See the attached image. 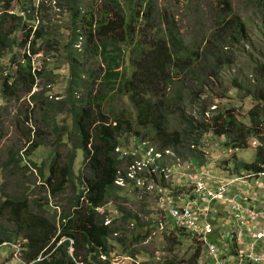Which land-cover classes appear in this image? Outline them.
Here are the masks:
<instances>
[{
    "label": "rangeland",
    "instance_id": "obj_1",
    "mask_svg": "<svg viewBox=\"0 0 264 264\" xmlns=\"http://www.w3.org/2000/svg\"><path fill=\"white\" fill-rule=\"evenodd\" d=\"M148 1L154 9L152 25H147L146 22L149 3H145V0H132V6L128 0H118L124 12L134 9L136 16L138 15L131 33L123 31L124 37L131 35L130 45L117 38L120 30L104 36L99 34L98 28L95 29L94 22L102 14H113V7L106 0H79L82 15L94 13L92 27L83 22H75L68 0L33 2V6L39 8L36 15H39L40 24L37 25H43L53 40L38 43L39 54L33 58L34 72L37 70L38 77L31 93H28L27 79L19 73V89L14 90L15 95L4 96V77L17 71L18 67L16 61H9L8 65L0 68L1 201L27 197L32 212L30 216L35 219L39 214L48 221L55 218L57 222L62 211L67 213L73 210L72 199L75 200L81 189L77 177L82 170L83 152L73 148L75 138L70 113L71 97H76L83 103L90 98L94 111L105 115L110 126H114L117 119L130 123L133 132H127L121 137L123 151L120 149V153L135 155L132 163L139 157H143L142 161H145V147L137 142L138 135L134 131L143 134L146 129L137 127L135 105L128 94L118 92L115 85L117 80L113 75L121 73V82L126 78L130 79L137 71L136 65L140 59L139 54H135L136 45L146 43L145 53L141 55V60L144 59L141 70H144L148 65L146 56L150 41L159 35L170 41V31L182 41L185 55L190 51L199 53L198 58L190 60V65L177 67L171 81L160 91L162 97L167 99L166 103H169L166 128L170 132L186 129L182 113L213 124L214 117L230 111L239 122L249 126L252 123L250 111L264 109V101L256 98L264 97V0H230L229 8L222 0ZM18 9L21 12L20 7L15 4L10 13L14 14ZM236 22L245 24L246 40L238 35ZM75 24L81 28L77 35L73 34ZM26 49L29 53L30 47ZM24 50L19 49V55H25ZM71 53L78 60L71 62ZM72 63L81 69L80 86L71 82ZM70 90H73V94ZM79 105L76 103L75 106ZM185 134L189 135L187 141L178 148V152L170 149L173 156L166 160V165L172 170L169 182L156 177L154 181L158 187L155 192L141 186L140 189H135L133 183L120 186L121 189H117L102 208L104 211L101 210V213H112L109 214L111 219L108 222H114L119 232L110 241L112 254L108 258L102 256V262L98 264H107L105 260L110 261L108 264H164L166 258H175L180 264L183 259L189 260L196 251L194 247L198 245L194 238L186 235L182 244L176 246L171 253L165 248L167 233L153 232L154 228L150 225L147 238L136 242L138 235L144 236L146 231L137 228L134 221L123 222L121 212L124 211H120L119 207L137 214L142 222H152L158 214L161 186L170 185V190L173 189L171 185L174 187L175 184H180L182 191L188 193L200 166L210 167L218 179L219 175L228 180L247 175L244 169L236 171L234 164L254 162L256 148L264 137V129L260 134L261 138H248L246 148L233 147L234 140L237 139L235 135L228 137L207 132L198 140L197 146L194 141L198 134ZM155 136L154 133L143 136L142 143L147 142L157 148ZM32 140L43 143L29 159L38 167H43L44 173H48L47 166L54 152L61 160H66L71 150L76 156L71 182L56 196L48 194L37 170L30 172L23 166L6 167L11 155L23 153ZM200 154V161L195 162L193 155ZM129 163L124 160L121 170H126ZM38 204L45 207V210H41ZM11 219L9 212L0 215V223L6 226H9ZM118 238L128 243L134 256L124 253V248L116 241ZM19 239L0 247V263L28 264L24 260L22 247L26 240ZM164 251L166 254H162L160 260L156 259L158 253Z\"/></svg>",
    "mask_w": 264,
    "mask_h": 264
},
{
    "label": "trees",
    "instance_id": "obj_2",
    "mask_svg": "<svg viewBox=\"0 0 264 264\" xmlns=\"http://www.w3.org/2000/svg\"><path fill=\"white\" fill-rule=\"evenodd\" d=\"M34 1L0 0V68L5 67L6 64L8 65L9 61H16L18 67L17 71L4 77L5 83L2 87L4 96L7 94L15 95L14 90L19 89V73L28 81V93L33 91L38 77L37 70L34 72L33 59L35 55L39 54L38 43L53 40L43 25L42 27L38 26L40 20H38L39 15H36V13H39V8L33 6ZM68 1L70 2L69 10L75 22H83L84 25L92 27L94 13L88 12L87 15H82L78 4L79 0ZM106 1L113 7V14L110 15L108 12L102 14L98 21L95 20L94 22L95 29L98 28L99 34L104 36L120 30L117 33V38H121L130 45L131 35L124 37L123 31L128 30L131 33V27L136 24L138 15L136 16L134 9H131L130 12H124L125 10H122L118 0ZM128 1L132 6V0ZM222 2L228 8L231 6L230 0H222ZM145 3H149L146 16L148 21L146 22L147 25H152L154 22V9L150 1L145 0ZM15 4L18 8L20 7L22 13L19 12V9L14 14L10 13ZM114 8L119 10L114 11ZM85 20L87 24H85ZM236 28L242 39L247 36L244 23L236 22ZM80 29L75 24L73 34L77 35ZM170 34V41L160 35L150 41L149 52L146 56L148 65L144 70H141L144 61V59L141 60V55L145 53L147 44L142 42L144 44L136 45L137 53L135 54H139L140 59L138 65H136L137 71L134 72L132 77L121 82V73L117 72L113 75L117 80L115 85L118 92L128 94L135 105L137 127L146 129L143 134L134 131V134L138 135L137 142L143 144V136L154 133L156 135L155 139L158 141L157 149H173L178 152V148L184 145L188 139L189 135L185 134L187 132L198 134V138L194 141V145L197 146L202 135L211 131L221 136L231 137L235 135L234 137H237V139L234 140V148H246L250 137L261 138L260 134L264 129V109L260 110L259 108L250 111L249 115L252 123L249 126L239 122L234 114L228 111L214 117L213 124L193 116L187 117L182 113L185 130L170 132L166 128L169 103H166L167 99L162 97L160 91L171 81L177 67L190 65V60H194V57L198 58L199 56L197 51H190L185 55L182 41L177 38L173 31H170ZM112 37L116 38V36ZM28 46L30 47L29 53L26 49ZM19 49H25V55H19ZM70 56L71 62L78 60L73 53ZM80 70L78 66L75 67L72 63L73 79L71 82L75 86H80ZM70 92L73 94V90H70ZM256 98L264 101L263 96ZM71 99L70 113L75 138L73 148L83 152L82 170L78 172L77 177L81 189L78 190L75 200L72 199L73 210L67 213L62 211L57 222L55 218L48 221L39 214L36 215L35 219L30 216L32 212L27 197L0 200V215L9 212L12 217L9 226L0 223V247L6 243L10 244L18 241L19 238L26 240L22 247L25 255L24 260L28 264L101 263L102 256L108 258L112 254L113 247L110 241L113 235L119 232L114 222L111 225L105 224L107 218L111 219L109 214L112 213L109 211L101 213L97 209L104 207L115 191L121 189L115 183L119 176H122L128 182L125 172L120 173L122 172L121 165L124 160L131 162L135 155L121 154L120 149L123 151L121 137L127 132H133L132 125L124 119H117L114 121V126H110L105 115L94 111L90 98L86 103L76 97H71ZM76 103L80 105L75 106ZM260 140L262 146L256 148L254 162H237L234 164L236 171L240 169L261 171L264 169L262 168V165H264V137ZM29 143V148L23 153H17L16 156L11 155L6 167L11 165L14 168L23 166L25 170L30 172L37 170L48 194L56 196L64 191L67 184L71 182L73 165L76 159L75 154L71 150L66 160H61L54 152L47 166L48 173H44L43 167H38L36 163L29 159L35 150L43 146V143L33 140ZM178 154L180 155V153ZM201 156V154L193 155L192 159L195 162L200 161ZM38 207H41V205L38 204ZM41 210H45V207H41ZM119 210L124 211L121 212L123 222L134 221L137 228L146 231L144 236L138 235L135 239L136 242L146 239L149 233L148 227L151 223L142 222L137 214L125 211L123 207H119ZM186 235L191 237L189 233L180 228L173 230L170 235H166L165 248L173 253L176 246L182 244ZM194 240L198 244L194 247V250L196 249L195 253L189 260H181L180 264H198L202 255V246L197 239L194 238ZM116 241L124 248V253L134 256L125 240L118 238ZM71 250L73 251L71 252ZM105 262L108 264L110 261L105 260ZM165 264H178V262L175 258H166Z\"/></svg>",
    "mask_w": 264,
    "mask_h": 264
},
{
    "label": "built area",
    "instance_id": "obj_3",
    "mask_svg": "<svg viewBox=\"0 0 264 264\" xmlns=\"http://www.w3.org/2000/svg\"><path fill=\"white\" fill-rule=\"evenodd\" d=\"M143 145L145 161L139 157L130 162L120 172H125L128 182L119 176L117 186L133 183L135 189L145 187L155 192L156 177L170 181L172 170L166 160L173 153L147 142ZM219 177L210 167L200 166L188 193L180 184L171 185L170 190V185H162L157 217L149 222L152 231L165 232L166 236L180 228L189 233L202 246L198 264H264V169L250 170L230 180ZM102 208L97 210L101 212ZM105 224H110L108 218ZM162 254L166 252L158 253L156 259L160 260Z\"/></svg>",
    "mask_w": 264,
    "mask_h": 264
},
{
    "label": "clouds",
    "instance_id": "obj_4",
    "mask_svg": "<svg viewBox=\"0 0 264 264\" xmlns=\"http://www.w3.org/2000/svg\"><path fill=\"white\" fill-rule=\"evenodd\" d=\"M109 219V218H108ZM107 225H111V224H107Z\"/></svg>",
    "mask_w": 264,
    "mask_h": 264
}]
</instances>
